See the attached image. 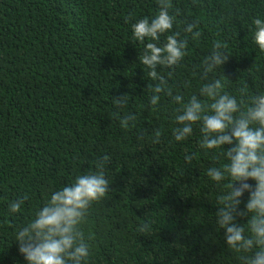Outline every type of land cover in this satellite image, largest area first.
Instances as JSON below:
<instances>
[{"label":"trees","instance_id":"16d2710c","mask_svg":"<svg viewBox=\"0 0 264 264\" xmlns=\"http://www.w3.org/2000/svg\"><path fill=\"white\" fill-rule=\"evenodd\" d=\"M172 2L175 30L195 22L201 31L182 66L160 69L174 94H198L217 41L230 55L226 90L245 103L264 94V52L252 41L264 0ZM157 11L158 0H0V264H26L17 227L104 157L110 186L89 209V264H244L215 223L231 178L206 175L227 163L223 149H201L198 127L176 142L170 97L152 110L155 82L138 63L143 45L131 41V24ZM125 94L121 111L113 98ZM118 111L134 114L133 125L122 127ZM25 194L23 213L7 216L6 200Z\"/></svg>","mask_w":264,"mask_h":264},{"label":"clouds","instance_id":"9594fccd","mask_svg":"<svg viewBox=\"0 0 264 264\" xmlns=\"http://www.w3.org/2000/svg\"><path fill=\"white\" fill-rule=\"evenodd\" d=\"M172 8V0H158L154 15L131 24V41L143 45L138 63L148 69V77L155 82L154 86L148 85L153 93L149 98L152 110H158L163 96L170 97L177 106L174 117L177 126L173 129L176 142L187 141L198 127L201 149H223L227 163L210 167L206 173L217 184L231 178L226 195L220 197L215 223L224 232L225 244L243 255L244 264H264V94L249 97L245 103L243 98L226 90L230 79L223 68L230 55L220 41L202 61L200 75L206 82L201 84L198 94L187 99L174 94L160 69L175 70L182 66L190 40H199L201 31L197 23L186 22L181 35L175 30L178 21ZM252 41L264 52L262 18L254 20ZM217 71H222L223 76H210ZM171 75L169 71L167 76ZM128 96L113 98L114 107L126 109ZM115 115L122 127H129L136 120L130 112L121 116L118 111ZM185 155L189 161L193 158ZM106 163L107 157L97 160L95 170L83 172L71 183L53 190L34 215L17 227L14 241L18 242L26 264H89L92 236L84 228L91 206L109 193ZM28 199L25 194L6 200V215L15 217L23 213ZM238 217L247 219V225L238 222Z\"/></svg>","mask_w":264,"mask_h":264}]
</instances>
